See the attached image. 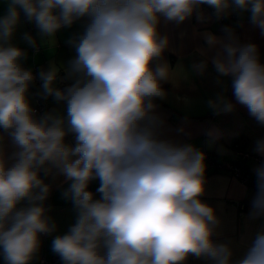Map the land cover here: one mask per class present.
I'll use <instances>...</instances> for the list:
<instances>
[{
    "label": "clouds",
    "instance_id": "clouds-1",
    "mask_svg": "<svg viewBox=\"0 0 264 264\" xmlns=\"http://www.w3.org/2000/svg\"><path fill=\"white\" fill-rule=\"evenodd\" d=\"M204 4L217 17L232 7L249 12L264 33V0H7L0 18V130L16 151L8 158L0 150L5 264H30L40 235L56 230L44 204L50 186L39 176L53 168L69 182L62 195L77 212L75 224L52 241L63 264H183L190 255L230 264L229 246L212 240L220 223L215 211L199 198L204 154L159 139L151 115L154 100L166 97L162 82L173 78L166 62L156 63L169 44L158 32L160 16L182 23ZM21 9L46 43L61 28L89 18L84 31L68 41L76 55L65 78L74 82L56 88L55 63L39 72L38 94L63 102L66 115H34L28 93L35 76L22 65L27 53L10 43ZM224 31L228 42L204 34L209 49L220 46L212 66L220 77H232L237 103L264 125V65L257 46L240 44L228 27ZM24 39L36 46L31 35ZM207 67V61L193 65L200 74ZM208 103L217 114L234 110L222 95ZM69 133L75 147L65 143ZM255 151L264 155V140L257 141ZM255 175L252 218L264 215V165ZM93 180H99V198L88 190ZM22 201L27 206L18 207ZM237 264H264V232L256 234Z\"/></svg>",
    "mask_w": 264,
    "mask_h": 264
},
{
    "label": "crops",
    "instance_id": "crops-1",
    "mask_svg": "<svg viewBox=\"0 0 264 264\" xmlns=\"http://www.w3.org/2000/svg\"><path fill=\"white\" fill-rule=\"evenodd\" d=\"M6 12L7 0H0V18ZM222 16L224 18L220 20L215 9L207 4L200 5L182 23L168 21L160 16L158 32L168 38L169 44L156 63L166 62L172 70L173 78L162 82L166 97L154 100L156 108L151 115L156 118L155 128L159 139L177 146L192 145L204 154V192L199 198L214 209L220 222L214 229L213 242L228 245L232 251L230 264H237L246 255L256 234L264 232V215L256 218L250 216L252 200L257 192L255 169L264 165V155L255 151L257 141L264 140V125L258 123L245 106L237 103L233 95L232 77H220L216 73L211 61L220 46L209 49L204 34L212 33L228 42V34L224 29L230 28L233 38L240 44L251 43L257 46L259 62L264 65V33L251 23L249 12H241L232 7ZM88 20V17H83L71 27L61 28L55 38L46 43L47 37L40 36L35 23L29 22L21 9L20 20L10 43L27 53L26 59L22 60L23 67L33 69L38 74L41 70H48L51 63H55L59 71L54 85L61 80L67 87L74 79L65 78L66 69L76 55L68 41L84 31ZM25 34L35 39L37 50L24 39ZM201 61H207L208 64L203 74L193 69V65ZM41 90L31 83L28 96L32 108L36 106ZM221 95L234 105L233 111L217 114L209 106L210 100ZM53 111L66 115V105L49 97L44 114ZM0 137V150L10 158L16 148L11 138L2 130ZM236 141L242 150L250 154L241 160V165L250 172L254 182L252 186L244 183L226 167L227 163L235 161L233 144ZM65 143L75 147V135L69 133L65 137ZM207 155L223 166L219 169L209 167ZM9 163L12 161L9 160ZM45 176L50 186L48 200L44 202L49 209L46 214L56 225V230L51 234L40 235L39 250L30 264H39L41 258H50L56 254L52 251L53 239L66 234L77 218L73 203L62 195L69 182L62 175H58L55 168L50 174L45 173ZM98 187L99 180L91 181L88 186V190L95 193L96 198L100 195L96 191ZM239 202L244 204L243 208L238 206ZM24 206H27V201L18 205ZM0 264H5L2 255ZM183 264H214V261L207 257L197 258L190 255Z\"/></svg>",
    "mask_w": 264,
    "mask_h": 264
},
{
    "label": "built area",
    "instance_id": "built-area-1",
    "mask_svg": "<svg viewBox=\"0 0 264 264\" xmlns=\"http://www.w3.org/2000/svg\"><path fill=\"white\" fill-rule=\"evenodd\" d=\"M223 18H224V16H220V20H223ZM34 49L37 50L38 47L35 46ZM27 69H29V68H27ZM31 70L35 76V80L32 82V84H34L36 87L41 88L42 82L39 79V74L35 70H33V69H31ZM54 86L56 88L61 89V90L64 89V87L61 84H56ZM48 98L44 99L42 96L37 98V104L33 108L35 116H41L46 112L47 107H48ZM233 150H234V155H235V161L227 163L226 167L228 169H230L233 172V174L235 176H237L238 178H240L244 183H248V182L251 183L252 182L251 178L247 174H245L244 171H242L236 164V161L243 160V159L247 158L250 154L248 152H245L244 150L240 149L237 142H235L233 144ZM206 161L209 165H214L216 167L220 166L218 163L214 162L212 160V158L208 155L206 157ZM220 167H222V166H220ZM238 206L240 208H243L244 204L242 202H239ZM61 263H62V260L60 259V257L57 254H53L50 258H44L43 257V258H41V260L39 262V264H61Z\"/></svg>",
    "mask_w": 264,
    "mask_h": 264
},
{
    "label": "trees",
    "instance_id": "trees-1",
    "mask_svg": "<svg viewBox=\"0 0 264 264\" xmlns=\"http://www.w3.org/2000/svg\"><path fill=\"white\" fill-rule=\"evenodd\" d=\"M60 81V82H59ZM57 84H61L64 88H65V86H64V84L61 82V80H58V83ZM237 143H238V145H239V148L240 149H242L241 148V146H240V144H239V142L238 141H236ZM213 160V159H212ZM215 162V161H214ZM238 162V164H237V166L242 170V171H244V173L245 174H247L250 178H251V180H252V182L250 183V182H248L247 184L248 185H250V186H252V185H254L253 183V179H252V177H251V175H250V172L247 170V168H245L244 166H242L241 164H242V161L241 160H239V161H237ZM220 166H223L222 164H220V163H218ZM209 165V164H208ZM216 167V166H214V165H209V167H212V168H215V169H219V168H221V167ZM230 170V169H229ZM231 171V170H230ZM232 172V171H231ZM233 173V172H232ZM39 176H41V179L44 181V183H46L47 184V178H46V176H45V172L44 171H41L40 173H39ZM47 200H48V198H47ZM46 200V201H47Z\"/></svg>",
    "mask_w": 264,
    "mask_h": 264
},
{
    "label": "water",
    "instance_id": "water-1",
    "mask_svg": "<svg viewBox=\"0 0 264 264\" xmlns=\"http://www.w3.org/2000/svg\"><path fill=\"white\" fill-rule=\"evenodd\" d=\"M236 164H238V162L236 161Z\"/></svg>",
    "mask_w": 264,
    "mask_h": 264
}]
</instances>
